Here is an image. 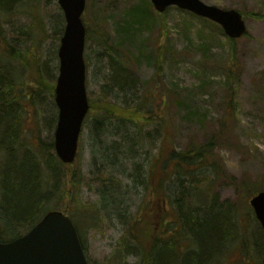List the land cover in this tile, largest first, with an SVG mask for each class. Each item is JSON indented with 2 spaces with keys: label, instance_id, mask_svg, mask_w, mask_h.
Returning a JSON list of instances; mask_svg holds the SVG:
<instances>
[{
  "label": "rangeland",
  "instance_id": "374dc122",
  "mask_svg": "<svg viewBox=\"0 0 264 264\" xmlns=\"http://www.w3.org/2000/svg\"><path fill=\"white\" fill-rule=\"evenodd\" d=\"M202 1L241 12L245 35L230 41L217 23L204 21L205 18L177 6L168 7L164 17L161 16L165 22L163 28L156 24L152 29L139 28L134 24L125 30L131 21L128 11L132 8L148 5L150 12L160 18L150 0H86L82 14L89 32L84 50L86 91L94 106L89 109L81 128L73 167L80 168L84 175L78 198L87 205V226L81 223L80 234L90 264H137L135 255H127L126 260L114 256L119 244L131 241L129 217L139 216L140 210L149 203L159 212L154 218L150 217L153 224L159 220L160 211H172V201L180 192L177 186L172 187L167 182L164 194L154 196L136 177L137 171L145 168L146 159L153 158L160 145L174 146L177 150L202 145L208 159L213 157L218 161L222 172L208 187L210 190L205 188V194L197 197L198 201H208L210 210L213 195L215 209L229 200L243 212L241 220L237 221L238 233H243L248 244L244 246L245 241L233 234L235 243L229 245L224 238L221 244H213L217 250L202 264H264V236L260 224L244 203L249 199V190H264V0ZM12 6L0 16L3 34L0 60L13 54L12 61L6 62L9 68L14 65L19 70L24 83L17 93L28 92L25 83L37 76L55 87L59 66L57 50L61 25L65 23L61 21L64 17L58 0H23ZM130 13L133 20L137 19V13L132 10ZM106 45L119 49V53H112L110 57ZM116 58L123 64L114 61ZM110 63L119 66L120 78L128 92L117 90L113 85L107 92L109 97L105 98V87L112 84ZM157 63L159 75L155 74ZM152 87L157 96L160 92L167 96L164 97L168 106L161 110L167 114V128L159 127L154 132L153 127L151 131L145 130L144 146L135 148L131 160L117 161L115 169L127 184L122 195L126 202L118 211L108 213L103 208L106 203L100 202L103 185L98 183V170H105L100 153L106 140L117 145L124 132L109 121H102L95 129V120L102 109L101 100L120 105L113 108L122 113L129 112L130 104ZM35 99V105L25 102L27 109L20 115L24 118L23 125L40 138H53L57 121L54 118L57 107L51 103L53 96L42 88ZM105 128L118 134L106 136ZM127 128L132 133L136 129L132 123H128ZM206 144H210V148L205 147ZM208 161L199 172L212 177ZM124 207L126 212H123ZM1 214L5 216V209L0 205ZM145 216H149L148 212ZM232 226L227 227L229 231L233 230ZM226 246H231L230 252ZM195 247L197 251L199 245Z\"/></svg>",
  "mask_w": 264,
  "mask_h": 264
},
{
  "label": "trees",
  "instance_id": "16d2710c",
  "mask_svg": "<svg viewBox=\"0 0 264 264\" xmlns=\"http://www.w3.org/2000/svg\"><path fill=\"white\" fill-rule=\"evenodd\" d=\"M21 1L23 0H0V16L5 10L10 9L13 3L18 5ZM131 10L138 14H136L137 19H132ZM128 13L131 21L128 22L125 30L132 28L134 24H138L139 28L148 29H152L155 24L160 28L165 27L161 17H164V14L155 12L160 17L156 18L150 12L148 5L132 8ZM62 20L64 22V18ZM61 27L63 32L64 26ZM2 35L0 31V37ZM86 39H89V32H86ZM118 50L113 49L111 45L107 46L110 57L112 53L118 54ZM11 57L14 56L10 53L6 59L0 60V205L5 209V216L0 215V241H8L22 235L48 210L60 209L73 220L85 251L86 246L80 229L81 223L87 226V205L78 198L84 175L80 168L73 167V163L64 164L58 159L52 137L47 140L40 138L32 129L23 125L24 118L20 117L21 112L26 111V105H35V97L40 95L42 88L53 96L54 85H47L42 76L32 77L25 83L29 91L17 93L24 83L19 76V70L14 65L12 68L8 67L6 61L10 59L12 61ZM114 61L122 63L118 58ZM157 65L158 72L155 74L159 75L160 65L158 63ZM110 66L113 75L109 81L112 84L105 87V98L109 97L107 92L112 89L111 86L115 85L117 90L123 91L126 87L120 78L119 66L113 63H110ZM164 96L166 95L162 92L157 96L152 87L137 97L133 105L130 104L131 111L124 113L120 109L113 108L121 107L120 105H115L109 100H101L102 109L99 118L95 120V129L99 128L98 124H102V121H109L110 125L115 124L117 129H122L124 132L117 145L114 141L106 140L100 153L102 168H105L98 170L100 171L98 183L103 185L100 202L106 203L103 208L108 213L118 211L126 202L122 195L126 190L123 188L127 184L123 182L121 173L115 169L117 161L131 160L135 148L140 149L144 146L145 130L151 131L153 127L154 132L159 127H162V130L167 128V114L161 111L168 106ZM92 101L89 100L90 108L94 106ZM51 103L55 106L54 100ZM54 118L56 119V113ZM128 123L135 126L133 133L127 128ZM27 129L28 133H26ZM107 129L105 128L106 136L118 134L111 133ZM205 147L210 148V144H206ZM120 155L123 157L120 158ZM206 159L209 160L207 166L211 167L212 177L199 172L207 162ZM146 163L145 168L136 173L137 180L146 190L149 189L154 196H162L164 187L169 182L172 187L177 186L180 192L172 201L174 204L172 211L166 209L160 211V218L155 220L154 224L150 217L154 218L159 212L152 207L153 203L144 206L139 216L129 217L131 224L128 232L131 241L119 244L114 256H121L126 260L127 255H135L138 258L137 264H202L211 252L217 250L212 247L213 244H221L224 238L229 245L235 243L233 234L245 241L244 246L248 244L249 240L243 236V233H238L237 221L241 220L240 216L243 212L238 211L234 202L226 200L222 204L224 206L217 210L212 195V205L209 206L211 207L209 210L208 201L204 199L199 202L197 199L222 172L218 161L213 157L208 159L207 151L202 149V145H191L182 150H177L174 146L160 145L157 153L153 158L146 159ZM204 181L207 183H203ZM260 190L262 189L249 190L247 197L250 198ZM75 194L77 197L74 196ZM195 199L198 203L194 202ZM248 200L245 199L244 203L252 213ZM126 211L127 208L124 207L123 212ZM147 212L149 216H145ZM151 214L154 215L150 216ZM230 224L233 225L232 231L227 228ZM260 232L264 236L261 227ZM195 244L199 245L197 251ZM230 247L226 246L228 252Z\"/></svg>",
  "mask_w": 264,
  "mask_h": 264
},
{
  "label": "water",
  "instance_id": "95a60500",
  "mask_svg": "<svg viewBox=\"0 0 264 264\" xmlns=\"http://www.w3.org/2000/svg\"><path fill=\"white\" fill-rule=\"evenodd\" d=\"M161 13L177 6L218 23L232 39L246 32L244 19L236 9H222L202 0H150ZM86 0H58L65 27L58 48L59 68L54 88L57 122L54 130V150L66 164L74 161L78 138L89 109L86 93V64L84 60L85 26L81 15ZM256 219L264 231V191L249 199ZM0 264H88L77 230L71 218L53 209L25 234L12 240L0 241Z\"/></svg>",
  "mask_w": 264,
  "mask_h": 264
},
{
  "label": "bare ground",
  "instance_id": "6f19581e",
  "mask_svg": "<svg viewBox=\"0 0 264 264\" xmlns=\"http://www.w3.org/2000/svg\"><path fill=\"white\" fill-rule=\"evenodd\" d=\"M10 61H11V59H10Z\"/></svg>",
  "mask_w": 264,
  "mask_h": 264
}]
</instances>
